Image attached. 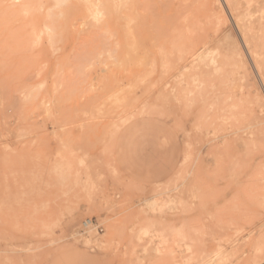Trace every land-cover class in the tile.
I'll use <instances>...</instances> for the list:
<instances>
[{
  "label": "rangeland",
  "instance_id": "1",
  "mask_svg": "<svg viewBox=\"0 0 264 264\" xmlns=\"http://www.w3.org/2000/svg\"><path fill=\"white\" fill-rule=\"evenodd\" d=\"M258 1L0 0V264L263 262Z\"/></svg>",
  "mask_w": 264,
  "mask_h": 264
},
{
  "label": "bare ground",
  "instance_id": "2",
  "mask_svg": "<svg viewBox=\"0 0 264 264\" xmlns=\"http://www.w3.org/2000/svg\"><path fill=\"white\" fill-rule=\"evenodd\" d=\"M224 1H225V2H224ZM224 1H223V0H220V1H219V0H218V2L220 3L221 7H223V6H224V8H225V7H227V8L230 7L229 0H224ZM259 1H260V0H259ZM259 1H258V2H259ZM261 1H262V0H261ZM261 1H260V2H261ZM232 2H235V0H234V1L232 0ZM241 2H242V0H241ZM247 2H248V1H247ZM249 2H250V1H249ZM252 2H253V1H251V3H252ZM258 2H257V3H258ZM260 2L258 3L259 5H260ZM262 2H263V1H262ZM224 3H225V4H224ZM242 3H243V5H245L246 1H245V3H244V2H242ZM257 3H256V4H257ZM228 4H229V5H228ZM232 4H233V3H232ZM249 4H250V3H249ZM258 4H257V5H258ZM24 5H25V4H24ZM210 5L212 6V4H210ZM243 5H242V6H243ZM246 5H248V3H246ZM232 6H233V5H232ZM232 6H231V7H232ZM249 7H250V6H249ZM211 8H212V7H211ZM238 8H240V7H238ZM254 8H255V7H254ZM206 9H207V8H206ZM222 9H223V8H222ZM233 9H234V8H233ZM233 9H232V12H233ZM245 9H246V7H245ZM249 10H250V9H249ZM252 10L254 11V9H252ZM230 11H231V10H230ZM250 11H251V10H250ZM209 12H210V11H209ZM247 12H248V9H247ZM251 12H252V11H251ZM254 13H255V12H254ZM213 14H214V13H213ZM245 14H246V13H245ZM245 14H244V17H245ZM247 14H248V16H249V13H247ZM247 14H246V15H247ZM251 14H252V13H250V15H251ZM207 15H208V14H207ZM236 15H237V14H236ZM252 15H253V14H252ZM214 16H215V15H214ZM233 16H234V15H233ZM248 16H246V17H248ZM209 17H210V16H209ZM216 17H218V16H216ZM240 17H241V16H240ZM210 18H211V17H210ZM238 18H239V17H238ZM238 18H237V19H238ZM260 19H261V18H260ZM263 19H264V18H263ZM251 20H252V19H251ZM236 21H237V20H236ZM243 21H244V20H243ZM248 21H249V20H248ZM238 22H239V21H238ZM242 23H244V22H242ZM249 23H250V22H249ZM245 24H246V23H245ZM245 24H244V25H245ZM247 24H248V22H247ZM249 25H250V24H249ZM243 27H244V26H243ZM244 29H245V28H244ZM244 31H245V30H244ZM6 32H7V31H6ZM242 32H243V31H242ZM247 32H248V30H247ZM259 32H260V31H259ZM4 34H5V33H4ZM244 36H245V35H244ZM244 39H245V38H244ZM244 41H245V40H244ZM244 43H245L246 46H248V48H249V50H250V52H251V49H250L251 47H249V46H250V41H249V40L247 41V38H246V42H244ZM254 51H255V50H254ZM252 52H253V51H252ZM253 53H254V52H253ZM251 54H252V53H250V58L252 59ZM203 56H204V55H198V58H202ZM253 57L258 58V57L255 56V54H254ZM249 60H250V59H249ZM257 60H258V59H257ZM253 61H254V60H253ZM253 63H255V62H253ZM255 64H256V63H255ZM196 65H197V63H196ZM256 66H257V65H256ZM193 67H194V64H193ZM254 72H255V71H254ZM254 74H255V73H254ZM256 74H257V73H256ZM262 78H263V77H262ZM258 82H259V80H258ZM58 102H59V101H58ZM101 113H102V112H101ZM171 198H172V197H171ZM169 201H170V200H169ZM158 204H159V203H158ZM168 207H169V206H168ZM165 238H166V237H165ZM165 238H163V239L165 240ZM167 241H169V240H167ZM257 243H258V242H257ZM161 244H163V243H161ZM258 244H259V243H258ZM163 245H164V244H163ZM168 245H169V244H168ZM165 246H166V245H165ZM172 249H173V248H171V250H172ZM174 250H175V249H174ZM256 251H257V253H258L260 256H262V255L264 254V241H262V242L260 243V245H258V246L256 247ZM174 255H175V253H174Z\"/></svg>",
  "mask_w": 264,
  "mask_h": 264
},
{
  "label": "built area",
  "instance_id": "3",
  "mask_svg": "<svg viewBox=\"0 0 264 264\" xmlns=\"http://www.w3.org/2000/svg\"><path fill=\"white\" fill-rule=\"evenodd\" d=\"M98 228V229H102V228H100L98 225H96L95 223H94V221L92 220V219H86L84 222H83V228L84 229H92V228Z\"/></svg>",
  "mask_w": 264,
  "mask_h": 264
},
{
  "label": "crops",
  "instance_id": "4",
  "mask_svg": "<svg viewBox=\"0 0 264 264\" xmlns=\"http://www.w3.org/2000/svg\"><path fill=\"white\" fill-rule=\"evenodd\" d=\"M260 264H264V255H263V262H262V263H260Z\"/></svg>",
  "mask_w": 264,
  "mask_h": 264
}]
</instances>
